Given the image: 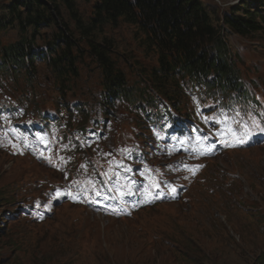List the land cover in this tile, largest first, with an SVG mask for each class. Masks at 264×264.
<instances>
[{
  "label": "rangeland",
  "instance_id": "obj_1",
  "mask_svg": "<svg viewBox=\"0 0 264 264\" xmlns=\"http://www.w3.org/2000/svg\"><path fill=\"white\" fill-rule=\"evenodd\" d=\"M9 1L0 0V6ZM201 2L214 12L227 39L243 90L217 94L221 101L215 103L203 90L191 91L187 81L181 88L200 121L217 117L219 127L212 133L231 149L223 155L213 157L206 125L200 138L188 133L184 139L169 128L165 101L158 112L166 126L156 123L158 117L148 122L157 112L143 119L144 98H137L138 106L125 99L114 108L107 105L101 69L89 54L64 83L40 60L30 73L0 71V262L264 264V142L254 136L230 146L229 135L244 125L264 127V29L244 37L222 28L225 15L237 18L243 2L264 14V0ZM86 6L88 15L92 10ZM106 35L128 84L158 101L156 89L140 76L158 60L154 49L140 45L142 33L121 22ZM17 38L16 31H2L0 48ZM186 102L173 111L179 127L187 118V125L193 122L182 109ZM228 107L234 113L223 112ZM175 180L188 189L176 202ZM90 189H99L102 199L83 195ZM57 190L67 195L53 198ZM127 191L134 194L121 199Z\"/></svg>",
  "mask_w": 264,
  "mask_h": 264
},
{
  "label": "trees",
  "instance_id": "obj_2",
  "mask_svg": "<svg viewBox=\"0 0 264 264\" xmlns=\"http://www.w3.org/2000/svg\"><path fill=\"white\" fill-rule=\"evenodd\" d=\"M86 5L92 10L88 15ZM249 8L243 2L237 18L234 13L225 15L222 28H231L244 37L264 29V14ZM121 22L135 25L142 33L140 45L145 50L154 49L157 54V62L150 70L144 68L140 76L156 89L158 101L152 93L130 86L114 58L113 40L106 31L116 30ZM2 31H16L18 36L15 42L0 48L3 74L11 68L27 69L30 73L35 61L40 60L64 83L70 75H77L78 62L89 54L101 69L106 104L113 107L125 99L138 106L137 98H144L142 105L147 109L143 119L157 112L151 123L157 117L156 123L162 121L158 109L164 101L168 109L176 110L181 100H186L182 109H187V115L191 113L190 102L182 92V81L191 85V91L203 90L213 98L243 90L227 39L214 12L201 0H11L0 6ZM130 60L134 66L140 64L138 60ZM218 101L221 100L216 99L215 103ZM169 118L173 124L177 121L170 113Z\"/></svg>",
  "mask_w": 264,
  "mask_h": 264
},
{
  "label": "snow or ice",
  "instance_id": "obj_3",
  "mask_svg": "<svg viewBox=\"0 0 264 264\" xmlns=\"http://www.w3.org/2000/svg\"><path fill=\"white\" fill-rule=\"evenodd\" d=\"M239 114H237L238 116ZM230 118L225 117L224 120L222 121L223 123H227L228 120ZM232 121L234 123L238 122L236 120V118H231ZM243 131L242 132H237L235 130L230 129L229 130V135L234 137V140L232 142V144L230 146H237V145H243V144H247L250 141H252L253 137H260L261 138V142H264V127L260 126L259 124L253 123V125L251 127L244 125L243 126ZM13 147H15V145H13ZM199 167V166H198ZM194 174V173H193ZM134 183V182H132ZM166 183V182H165ZM157 189H159V183L156 184L155 186ZM173 192L175 191V189L172 190ZM92 193H94L96 196H100L101 195V191L99 189H92ZM88 193L85 192V195H87ZM134 193L132 191H127V192H122L121 193V199L123 198V196L128 195L131 196ZM61 195H67V193H61L60 190H57L54 193L53 198H59ZM79 195V193H78ZM156 195L159 196L161 195V193L159 191L156 192ZM75 199V197H73ZM92 202V201H89Z\"/></svg>",
  "mask_w": 264,
  "mask_h": 264
}]
</instances>
